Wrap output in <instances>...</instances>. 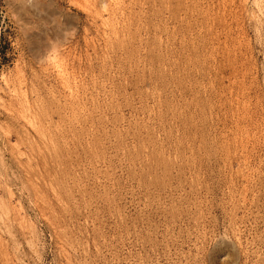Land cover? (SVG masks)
I'll return each instance as SVG.
<instances>
[{"label": "rangeland", "instance_id": "rangeland-1", "mask_svg": "<svg viewBox=\"0 0 264 264\" xmlns=\"http://www.w3.org/2000/svg\"><path fill=\"white\" fill-rule=\"evenodd\" d=\"M221 237L264 264V0H0V264Z\"/></svg>", "mask_w": 264, "mask_h": 264}, {"label": "bare ground", "instance_id": "bare-ground-1", "mask_svg": "<svg viewBox=\"0 0 264 264\" xmlns=\"http://www.w3.org/2000/svg\"><path fill=\"white\" fill-rule=\"evenodd\" d=\"M101 8H103V7H101ZM220 240L219 241L222 242L223 244H221L219 241L217 243H219V244H221L223 246H224V243H226L230 247L231 252H232V262L234 264H236L237 258H239V256L237 255L238 248L236 247V244L234 242L230 241V238L227 239V238H224V237L222 238L221 237ZM228 250H229V248H228Z\"/></svg>", "mask_w": 264, "mask_h": 264}]
</instances>
